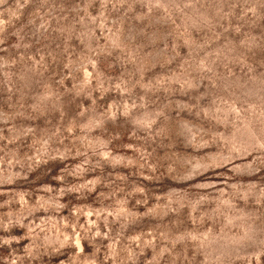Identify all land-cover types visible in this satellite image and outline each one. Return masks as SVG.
Listing matches in <instances>:
<instances>
[{
  "label": "rangeland",
  "instance_id": "1",
  "mask_svg": "<svg viewBox=\"0 0 264 264\" xmlns=\"http://www.w3.org/2000/svg\"><path fill=\"white\" fill-rule=\"evenodd\" d=\"M0 264H264V0H0Z\"/></svg>",
  "mask_w": 264,
  "mask_h": 264
}]
</instances>
